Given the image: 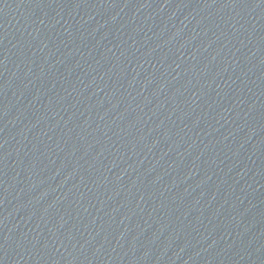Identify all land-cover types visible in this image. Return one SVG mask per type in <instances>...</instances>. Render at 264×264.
I'll return each instance as SVG.
<instances>
[{"label": "water", "instance_id": "obj_1", "mask_svg": "<svg viewBox=\"0 0 264 264\" xmlns=\"http://www.w3.org/2000/svg\"><path fill=\"white\" fill-rule=\"evenodd\" d=\"M0 264H264V0H0Z\"/></svg>", "mask_w": 264, "mask_h": 264}]
</instances>
